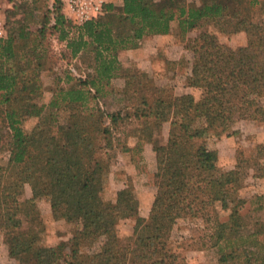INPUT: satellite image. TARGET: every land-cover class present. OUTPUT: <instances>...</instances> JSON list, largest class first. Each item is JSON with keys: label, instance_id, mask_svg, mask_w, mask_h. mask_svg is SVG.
Returning <instances> with one entry per match:
<instances>
[{"label": "trees", "instance_id": "obj_1", "mask_svg": "<svg viewBox=\"0 0 264 264\" xmlns=\"http://www.w3.org/2000/svg\"><path fill=\"white\" fill-rule=\"evenodd\" d=\"M259 2L250 0L249 4ZM238 3L122 0L119 11L108 3L104 12L75 24L62 12L63 0H53L38 36L44 39L48 27L57 31L71 57L91 56V70L85 77L75 78L74 84L59 87L48 103L50 119L40 120L27 131L21 126L25 117L39 114L44 107L32 103L29 96L40 87L36 77L25 79V67L13 66L18 58L16 48L27 32L22 28L0 37V114L10 137L8 159L0 160V226L7 222L41 225L38 199L50 203L55 219L77 214L80 223L68 240L57 245L46 243L41 227L16 232L7 241L16 264H187L169 245V235L178 218L197 214V203H204L198 196L207 191L210 202L229 210L223 219L204 213L215 224L220 264H264V218L252 214L248 220L245 200L238 195L237 172L200 176L216 170V158L206 145L209 133L222 135L236 117L264 122L260 102L264 97V24L241 16ZM234 19V31L250 34L246 45L232 49L207 30L194 39L187 84L203 89L199 99L147 85L138 71L122 73L119 51L138 47L145 38L170 33L173 21L184 35L217 20H222L221 28L226 30ZM47 52L41 45L21 56L31 61L45 58ZM118 76H123L124 84L115 92L111 81ZM113 98L120 105L107 110ZM53 109L68 111L66 120L59 122ZM165 121L170 128L161 170L155 173V213L148 218L139 215L138 200L130 187L118 190L112 205L104 204L105 169L98 154L113 149V129L129 122L130 133L139 143L151 142L154 131ZM256 148V156L263 157L264 144ZM255 167L256 171L262 168L260 163ZM25 184L31 186L32 195L21 199ZM253 200L264 214V195ZM133 216L134 239L123 245L115 224L121 217ZM100 237L97 250L81 251L84 240Z\"/></svg>", "mask_w": 264, "mask_h": 264}, {"label": "rangeland", "instance_id": "obj_2", "mask_svg": "<svg viewBox=\"0 0 264 264\" xmlns=\"http://www.w3.org/2000/svg\"><path fill=\"white\" fill-rule=\"evenodd\" d=\"M189 1L199 3V0ZM249 1L239 0L241 16L264 24V0H260L254 6H251ZM52 2L53 0H2L7 29L5 37L19 32L22 28L27 32V36L19 42L16 48L18 58L13 62V66L15 69L25 67L26 72L22 75L25 79L31 78L29 80L32 81L36 77L40 87L32 91L29 96L32 103L38 106L44 104L39 114L25 117L21 126L26 131L31 130L40 120L50 119L52 109L48 103L59 87L66 88L74 84L75 78H83L91 70V56L84 53V55L71 57L66 50L65 41L58 40L57 31L51 32L48 27L45 29L44 39L41 40L38 36L43 17ZM108 3H113L116 11L121 9L122 0H104L101 12L105 11L104 6ZM62 12L71 19L65 8V0H63ZM71 21L75 23L72 19ZM232 21L230 28L226 30L221 28L222 20H217L209 21L202 27L192 29L184 35H181L177 22L173 21L170 37L165 42L166 48L152 51L155 54L154 61L149 64L137 59L128 60V58L124 62L120 60L124 70L122 73L129 74L138 71L147 85L153 83L171 90L174 94L190 93L195 99H199L202 97L203 89L187 84V76L191 72L193 60L194 39L201 31L207 30L214 33L220 42L232 49L246 45L250 39L249 32L242 29L234 31L235 19ZM41 45L47 47L48 50L45 58L28 61L25 56H21ZM68 78L72 80L67 81ZM123 84V76L113 78L111 81L115 92L121 90ZM113 96L118 97L116 94ZM260 102L264 104V97L260 99ZM119 105L120 101L113 98L109 100L106 109L116 110L115 108ZM54 111H56L59 122L66 120L68 111L65 112L63 109ZM199 124L203 125L204 120L200 119ZM169 128V121L163 122L161 127L154 131L151 142L141 141V143L137 137L131 135L132 126L129 122L113 129V149L98 154L105 169L104 186L101 193L104 204L112 205L115 203L118 190L130 187L138 200L139 215L148 218L155 213L154 198L157 192L155 173L161 170ZM9 138L0 114V160L8 159ZM258 144H264V122L236 117L222 135L216 136L212 133L207 135L206 145L216 158V170L211 173L203 172L200 175L207 178L210 175L216 176L228 170H235L239 179L238 195L245 200V207L250 213L249 221L252 214L260 217L262 215L264 218L263 211L258 210L257 204L253 202L256 195H264V156L260 158L256 156ZM256 163L261 164L262 168L260 167L258 171H263L262 175H255L258 172L255 167ZM31 195V186L25 184L21 199ZM200 199H203L204 203H197L199 207L197 214L178 218L173 224L169 235V245L184 256L187 264H220V247L215 244V224L213 219L208 221L204 213L210 214L212 218L219 215L220 219H223L229 214V210H223L219 202H210L208 191L201 193L198 201ZM38 201H40L37 207L41 225L34 222H22L20 225L7 222L0 226V264H16V259L8 253L7 246L8 238L16 232L26 233L30 229L41 227L46 243L57 245L61 241L68 240L73 231L79 228L77 214L68 219H55L50 203L44 199H38ZM135 223L136 217L134 216L121 217L117 220L115 231L121 244L124 245L134 239ZM101 239L102 237L84 240L80 247L81 251L92 253L97 250Z\"/></svg>", "mask_w": 264, "mask_h": 264}, {"label": "built area", "instance_id": "obj_3", "mask_svg": "<svg viewBox=\"0 0 264 264\" xmlns=\"http://www.w3.org/2000/svg\"><path fill=\"white\" fill-rule=\"evenodd\" d=\"M104 0H65V8L71 19L78 24L97 16L102 11ZM7 35L6 21L0 0V37Z\"/></svg>", "mask_w": 264, "mask_h": 264}, {"label": "crops", "instance_id": "obj_4", "mask_svg": "<svg viewBox=\"0 0 264 264\" xmlns=\"http://www.w3.org/2000/svg\"><path fill=\"white\" fill-rule=\"evenodd\" d=\"M169 34H159L145 38L138 47L120 50L118 58L123 62L129 58L128 60H144L150 64L155 58V54L152 51L166 48L165 42L168 41Z\"/></svg>", "mask_w": 264, "mask_h": 264}]
</instances>
